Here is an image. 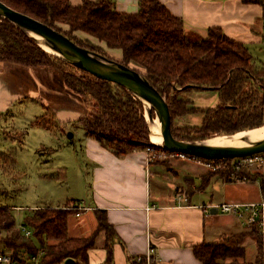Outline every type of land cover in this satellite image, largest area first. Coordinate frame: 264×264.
Here are the masks:
<instances>
[{
	"label": "trees",
	"instance_id": "obj_1",
	"mask_svg": "<svg viewBox=\"0 0 264 264\" xmlns=\"http://www.w3.org/2000/svg\"><path fill=\"white\" fill-rule=\"evenodd\" d=\"M22 14L28 15L63 33L78 46L87 48L109 59L116 60L140 72L162 94L170 108L171 118L188 114H202L200 126L172 133L176 139L201 141L217 135H232L264 124V63L258 64L249 49L213 27L206 38L193 41L185 34L182 19L172 15L159 0H139L138 12L120 13L115 0H83L73 6L70 0H0ZM264 6V0H243ZM59 25L66 26L63 30ZM83 33L106 48L120 50L121 59L106 55L78 37ZM0 62L23 66L55 67L62 73L64 85L78 95L87 107L88 116L71 127L81 128L91 138L116 156L140 148L153 147L141 101L125 88L98 79L61 58L46 52L35 39L28 36L7 19L0 18ZM213 88L219 102L214 108H195L189 99H181V92ZM182 89V90H175ZM210 91V90H209ZM44 116L53 117L46 112ZM35 125L42 123L36 121ZM9 154H0V170L6 172ZM204 162L210 160L199 158ZM227 159V167L209 173L201 189L208 187L218 176L229 180L235 171ZM214 162H221L216 160ZM244 175L245 173L238 172ZM255 180L256 177H251ZM70 201L64 206L31 209L24 224L31 230L25 237L16 226L11 209L0 206V230H5L6 250H13L22 263L26 256L43 251L42 264H60L74 259V264H85L96 239L104 232L107 257L101 264H113L110 241L116 235L104 211L97 210L96 230L87 237L69 236L68 218L79 211ZM256 238L258 256L262 257V239L252 227L248 231L225 237L222 243L202 244L194 248L201 264H246L244 243ZM256 264H262L256 258Z\"/></svg>",
	"mask_w": 264,
	"mask_h": 264
},
{
	"label": "crops",
	"instance_id": "obj_2",
	"mask_svg": "<svg viewBox=\"0 0 264 264\" xmlns=\"http://www.w3.org/2000/svg\"><path fill=\"white\" fill-rule=\"evenodd\" d=\"M159 1L172 15L182 19L185 34L193 41L206 38L209 29L217 27L229 38L244 44L251 53L253 49L264 47L262 5L243 0ZM70 2L79 6L83 0ZM138 3L139 0H115V7L120 13L135 14ZM116 51L120 54L116 59H121V51ZM22 103L39 107L41 115L52 113L55 124L57 121L61 126L71 127L89 114L82 99L66 88L59 69L0 62V115ZM81 140L84 161L92 167L93 183L89 201L78 204L82 210L75 216L91 214V223L86 224L84 234L70 237L91 235L97 227L95 211H104L116 233L110 241L113 264H137L135 259L145 255L148 247L154 249L153 264H201L194 254L196 246L222 243L225 237L252 228L241 225L234 216L218 213L215 206L224 202L264 200V169L257 175L238 174L246 177L239 181L231 176L228 181L214 176L211 184L202 190L204 178L212 172L197 160H170L169 166L164 161L148 164L142 148L119 157L86 137L84 132ZM251 177L256 179L251 180ZM212 183L220 187L217 198L206 195ZM70 231L69 225V234ZM103 238V243L96 244L89 252L85 264L105 261L107 238L104 235ZM263 238L261 235L262 257Z\"/></svg>",
	"mask_w": 264,
	"mask_h": 264
},
{
	"label": "rangeland",
	"instance_id": "obj_3",
	"mask_svg": "<svg viewBox=\"0 0 264 264\" xmlns=\"http://www.w3.org/2000/svg\"><path fill=\"white\" fill-rule=\"evenodd\" d=\"M59 27L67 29L63 25ZM77 35L92 47L101 49L106 55L114 58L120 55L119 51H111L105 48L104 44L83 33ZM251 54L255 62L264 63V47L253 49ZM179 98L189 99L193 107L200 109L214 108L219 102L218 93L213 90L181 92ZM22 104H17L0 115V154H9L14 159V163L11 158L7 161L6 172L0 170V206L11 209L18 228L24 224L26 214L36 207L64 206L70 201L84 205V202L89 201L93 183L92 167L84 161L81 140L84 131L68 124L61 126L57 121L55 124L52 117L41 115L39 107ZM202 117V114L175 116L172 120V129L175 132H182L186 128L200 126ZM36 121L42 125H35ZM73 131L75 136L70 138L69 133L73 134ZM175 159L159 157L154 161H164L169 166L168 161ZM251 170L255 175L259 173L256 169ZM153 190L155 192V189ZM218 192L219 185L212 183L206 195L217 198ZM206 198L204 196V199ZM90 215L85 214L82 217L70 215L69 236L84 234L86 224L91 223ZM239 223L243 224L241 221ZM236 226L242 229L241 226ZM103 235L106 236L102 232L96 239L97 245L103 243ZM245 248L246 264H256V258L262 260L263 257H257L259 253L255 237L248 238Z\"/></svg>",
	"mask_w": 264,
	"mask_h": 264
},
{
	"label": "water",
	"instance_id": "obj_4",
	"mask_svg": "<svg viewBox=\"0 0 264 264\" xmlns=\"http://www.w3.org/2000/svg\"><path fill=\"white\" fill-rule=\"evenodd\" d=\"M0 18L7 19L24 31L28 36L35 39L39 46L46 52L61 58L67 63L98 79L112 82L125 88L142 102L145 112V102L148 103L150 107L147 113L151 123H149L146 116H144L148 124L149 138L153 135L152 126L154 124V118L159 122V131L163 138L162 145L152 143L150 138V143L152 145L164 148L171 153L186 154L210 161L242 159L264 153V139L254 143L248 142V145L243 147H218L206 144L209 139L216 137H232L240 132L232 135H217L201 141H184L176 139L172 133V118L165 95H162L140 72L116 60L109 59L87 48L78 46L63 33L28 15L13 10L1 1ZM200 88L203 90H213V88L208 87ZM175 90L182 89L175 88ZM69 137L72 138L73 134L69 133ZM244 141L248 140L245 138ZM215 210L217 211L216 208ZM74 263V259H67L64 262V264Z\"/></svg>",
	"mask_w": 264,
	"mask_h": 264
},
{
	"label": "built area",
	"instance_id": "obj_5",
	"mask_svg": "<svg viewBox=\"0 0 264 264\" xmlns=\"http://www.w3.org/2000/svg\"><path fill=\"white\" fill-rule=\"evenodd\" d=\"M146 153V163H150L157 158H176L181 160L193 159L204 164L206 167L210 168L211 171L223 170L227 167V159L221 160V162H204L199 160V158L192 157L181 153H166L158 148L144 147L142 148ZM158 155V156H157ZM231 166L233 167L235 173L232 174V178L236 180H245L246 177H240L238 172H245L246 174H252L251 169H256L261 171L264 169V153L256 154L253 156L245 157L242 159H234L231 161ZM218 213L225 215H233L238 221H241L247 227L256 228L261 235H264V200L255 203H240V202H224L215 206ZM74 210L81 211V207H75ZM78 212V213H79ZM20 229L25 237L31 236V230L25 225H21ZM6 237L5 230H0V264H42L41 258L43 256V251L39 254H32L26 256V263H22L15 256L16 253L13 250H6L4 239ZM264 241V238H263ZM264 245V242H263ZM153 254L154 249L148 247L147 253L143 256H138L135 261L137 264H153ZM64 264V262L60 263ZM262 264H264V257L262 259Z\"/></svg>",
	"mask_w": 264,
	"mask_h": 264
},
{
	"label": "bare ground",
	"instance_id": "obj_6",
	"mask_svg": "<svg viewBox=\"0 0 264 264\" xmlns=\"http://www.w3.org/2000/svg\"><path fill=\"white\" fill-rule=\"evenodd\" d=\"M145 105H146L145 116L147 120L149 121V123H151V121L148 118V113H147L150 105L146 102H145ZM152 134L153 135H151L150 137L151 142L157 145H162L163 138L160 135L159 122L156 118H154V124L152 126ZM245 138L248 141H244ZM262 139H264V125H262L261 127L255 128V129H248L247 131L240 132L232 137L212 138V139H209L206 142V144L210 146H218V147H243V146H247L248 142L254 143Z\"/></svg>",
	"mask_w": 264,
	"mask_h": 264
}]
</instances>
